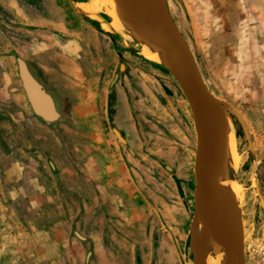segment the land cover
Here are the masks:
<instances>
[{
  "label": "rangeland",
  "instance_id": "1",
  "mask_svg": "<svg viewBox=\"0 0 264 264\" xmlns=\"http://www.w3.org/2000/svg\"><path fill=\"white\" fill-rule=\"evenodd\" d=\"M94 1L40 0L37 7L29 8L20 0L19 5L25 8V22L29 18L36 26L19 30V19L15 16L20 12L18 0H0V152L4 153L3 142H9L11 148L7 157H0V247L3 242L10 244L4 254L6 260L2 258L0 264H195L190 246L195 189L192 137L195 133L189 105L172 74L143 54L146 39L140 31L134 34L125 25L126 21L125 24L114 22L107 3L97 4L98 17L86 16L81 8L90 9ZM164 1L210 91L235 110L248 129L251 147L237 118L232 116L237 160L232 170L236 182L232 183L238 191L235 197L242 216L245 262L264 264V213L255 193L258 186L264 198V0ZM43 16L51 18L52 24L47 18L44 22ZM89 26L98 34L93 41L99 56L91 57L81 52L80 60L84 59L85 63H78L80 69L75 62L65 65V73L81 71L87 81L81 85V92L88 91L89 94L85 92L83 96L86 94L92 100L91 94L100 88L98 83L103 80L102 72L106 67L107 58L102 53L107 56L111 53L116 58L111 65L112 72L118 73L121 65L123 67V76L114 86H118L116 91L121 93V99L132 100L133 111L131 115L125 108L128 112L117 117L118 124L124 123L126 116L133 117L126 125L134 130L126 131L128 145H120L122 137L119 132L115 137L112 132L115 126L110 124L102 130L106 135L100 153L84 151L92 145L87 140V129L92 131L93 128L99 134L97 126L78 128L68 121H58L40 128L47 137L39 138L30 132L28 124L36 120L26 100L16 63L17 57H32L28 53L34 49L21 51L24 38L20 37L33 39L39 33L40 43L45 44L41 35H47L46 44L54 46L49 56L54 58L56 68L51 69L52 63L48 64L47 60L34 61L42 70L38 77L51 94L55 91L52 85L70 90L73 100L69 99L66 112L73 117L77 83L81 84L82 79L67 81L59 70L64 66L61 58L65 56L57 52L70 40L81 42L82 35L77 38L72 33H81L83 27L92 32ZM138 37L145 39H142L143 44ZM149 44L153 47L151 42ZM56 93L53 96H57L61 104V94ZM115 102L119 99L111 96L113 108ZM97 109L95 107L90 120L102 118ZM83 111L88 112L86 106L81 109ZM117 112L118 109H111L110 118L115 119ZM38 138L45 145L40 144ZM35 147L47 151L41 161L33 156L37 150H31ZM112 153L120 156L125 164V175L138 197L136 200L142 199L144 203L141 211L144 218H138L141 222L133 227L129 222L122 226L121 207L108 206L111 221L99 224L101 231H109L108 242L104 245L108 248L103 249L97 240L99 248L93 254V249L80 243L73 233H79L77 229L86 232L91 227L87 224L84 229L77 228L75 222L79 209L77 182L70 181L64 172L57 175L60 180L56 183L52 172L54 168L66 171V166L77 170L88 157L93 163V157L98 159L102 154ZM90 167L93 171L92 164ZM31 183L39 187L40 192L33 191ZM57 184L68 186L73 194L69 196L58 191ZM30 201L34 204L30 205ZM228 204L232 207L230 201ZM230 211L234 214L230 218L233 221L235 212L231 208Z\"/></svg>",
  "mask_w": 264,
  "mask_h": 264
},
{
  "label": "crops",
  "instance_id": "2",
  "mask_svg": "<svg viewBox=\"0 0 264 264\" xmlns=\"http://www.w3.org/2000/svg\"><path fill=\"white\" fill-rule=\"evenodd\" d=\"M20 0H18L17 4H18V8L20 9V12L17 14L15 13L16 19L18 21V23L20 24V29L19 30H25L26 28H31L32 26H36V24H34L29 18H28V22H25L24 19V9L22 8L23 6L19 5ZM21 2H24L23 4L27 5L29 8L32 6H36L40 3V0H21ZM18 17H17V15ZM28 14V13H27ZM97 14V12H96ZM88 16V15H86ZM44 17V16H43ZM89 17V16H88ZM33 18V17H32ZM44 17L42 18V20H44V22L46 21ZM93 18V17H90ZM88 19V18H87ZM41 20V21H42ZM50 21V25L52 24V20L51 18H47V22ZM34 22H36L34 20ZM65 22V20H64ZM17 23V22H16ZM40 26L42 25V23L39 24ZM89 29L92 30V27H88ZM28 30V29H27ZM29 32V31H28ZM37 32V31H35ZM91 31H88L87 29H85L83 27V31L80 33L79 31L72 33L75 34L76 37L78 38L80 35H82L83 39L81 40V42H79L78 40H70L68 43L64 44L63 47L58 48V54L65 56L62 59V61L64 62V66L59 69L61 71V73L64 75V77L67 79V81L69 82L70 80H76L78 81L79 79L81 81H79L81 84H78V94L76 96V105L74 106L73 109L76 108V114L74 115L73 113V117L71 115H68V104H69V99H71V101L73 100L72 97L70 96V90L69 89H58L56 86L52 85V88L55 90L53 93L55 94V92H58L61 94V99H63L61 101L58 100V98H56L57 96H53L54 94H51V92L46 88L47 86L40 80L41 78L38 77V75L41 73L40 72V67H38V65H36V62H40V61H48V64L52 65L50 66L51 69L56 68L55 62H54V58L50 57L49 54H51L54 51V46H52V43L46 44V40H47V35H41L43 38V41H45V44L40 43V41H42L41 38H39V33H36L37 36H35L36 38H31V37H20L21 35H18V37L20 38H24V42L22 43L21 46V51L26 49V48H33V52L28 53L29 55H31L32 57L29 58H20L17 57L19 59H22L30 73L34 76V78L41 84L43 85L47 91V92L51 98L53 99L54 105H55V109L59 114V118L55 121V122H46L44 120H42L41 118L37 117L31 107V111H32V116L34 118V120L36 121H32V123L30 122L28 124L29 130L33 135H37L39 138L41 136H44V133L41 132V127L43 126H48V124H54L58 121H68L70 122L69 124L77 126L78 128H80V126L85 127H89V126H97L99 127L98 129L100 130V133L97 134L95 132V130L92 128V131L88 130V134H87V140L90 141L92 143V145L89 146V148H87V150H84L85 152H88L90 150H93L94 152H103V141H104V136L106 135L105 133H102V130L107 129L109 127L110 124H113L115 127H113L112 132L114 133V135L116 134V132H120L121 133V137H122V141L120 144L121 146L123 145H128V139H127V134L126 131H131L133 132L134 130L131 128H128L126 125H129L131 123V121L133 120V117H128L126 116L124 119V123L118 124V118L120 115H125L128 111L131 112V115H133V111H132V100L130 99V101H128L127 98H122L121 99V93H118L116 90L118 88V86H114L118 80V78L120 79V76L122 72L120 73L119 70V76L116 79V81L113 83V80L115 79V76L117 74L116 71L112 72L111 70V65L116 61L115 56L110 55L111 53H108V56L105 53H102V56L107 58V62H106V67H104V71L103 73V80L100 81L98 83L99 85V89L97 92H93L91 94L92 100H90V98L86 97V94H89L88 91H83L81 92V85L84 83H86V78L85 75L81 73V71H79L77 69V71L79 72L71 74L72 72H70V74L66 71L65 73V65H72L74 62L76 64H78L79 62L82 61V59L80 60L81 57V52L87 53L89 56L94 57V55L99 56V53L97 52V50L95 49V43L93 41V38L95 37V34L98 36V34L94 31L92 33ZM30 36L31 34L33 35L34 33H28ZM69 34V33H68ZM28 35V36H29ZM80 43H83L82 47L80 48ZM108 45H110L107 42ZM40 47H42V49H40ZM67 48V49H66ZM14 49H16L14 47ZM67 52H66V51ZM69 51V52H68ZM77 51V53L75 54V52ZM109 51V50H108ZM46 54L48 55V57L46 56ZM101 54V53H100ZM91 59L89 58L88 62ZM36 61V62H34ZM84 63L85 60L83 59ZM82 61V62H83ZM34 63V64H32ZM97 66V65H95ZM78 68L80 69V66L78 64ZM82 69V68H81ZM42 71V70H41ZM19 74V73H18ZM42 78H45V74L42 73L41 74ZM113 78V79H112ZM112 79V81H110ZM97 86L96 84H93V87ZM43 87V88H44ZM23 88V87H22ZM124 89V88H123ZM45 90V89H44ZM24 91V90H23ZM46 91V90H45ZM86 92L85 96L84 93ZM56 93V94H58ZM124 94V90L122 92ZM25 94V92H24ZM72 95V94H71ZM111 96H115L116 99H119V102H115L114 105L115 107L113 108L111 106L110 103V97ZM26 97V95H25ZM27 100V98H26ZM123 101V102H122ZM28 102V101H27ZM98 106H96V104H98ZM29 104V103H28ZM30 106V105H29ZM86 106V109L88 110V112H84V114H82L83 112H81V109H84ZM95 107L98 108V112L101 113L102 118L101 119H92L90 120V116H94V110ZM124 108V109H123ZM128 110H126V109ZM112 109H118V116H116V118L112 119L110 118L111 114H110V110ZM61 110V111H60ZM126 111V112H125ZM65 112V113H64ZM64 113V114H63ZM116 113V112H115ZM67 116H64V115ZM69 117V119H68ZM115 117V114H114ZM61 118V119H60ZM33 120V119H32ZM37 121L40 122L37 124ZM118 124V126H117ZM61 125V123H60ZM126 126V127H125ZM121 127H125L124 133L122 132V128ZM138 126L136 125L135 128H137ZM53 128V127H52ZM97 129V128H96ZM126 129V130H125ZM62 131V129H61ZM122 133L124 134L122 136ZM47 137V136H44ZM62 137V134H61ZM115 137H117V135H115ZM38 138V142L40 144H44L43 142H40V139ZM193 138V149H192V156H193V163L194 164V152H195V147H196V138H195V134ZM138 139H140L141 142V137L139 136ZM15 140V139H14ZM111 141V140H110ZM108 141V142H110ZM2 143V141H1ZM9 142H3L2 146H3V151L4 153L0 152V157L3 158L4 156L7 157V153L8 150L11 148L8 146ZM14 146L16 144V142L12 143ZM7 145V146H6ZM21 145V142H20ZM142 146V143H141ZM13 148V147H12ZM37 150V151H35ZM46 150V149H44ZM32 152H34L33 156H36L37 158L40 159V161L42 160L43 155H47V151H43L38 148H34L33 150H31ZM77 151H79L77 149ZM191 151V149H190ZM120 156L115 157V153L113 154H107L104 155L102 154V156H100L98 159H96L95 157H93V163H90V160H92V158L88 157V161L86 160L85 162L83 161V166L80 169L75 170L73 166H66V171H61V170H57L54 168V172H52V175L54 174L55 179L57 180V182H59L60 179L57 178V175H63L62 173H64L66 175V177L70 180H76L77 184H76V192H77V203H78V217L76 218L75 222H77L78 227H82V229L86 228L87 224H91V227L86 231V232H80L79 229L78 232H73L76 235V239H78V241L82 244H88V246L90 248H92V252L94 254V252H96L98 250V244H97V240L100 241L101 247H103V249L107 246H104L107 242H108V233L109 231H104V229L101 231L99 228V224L103 223V222H109L111 220H109L108 218V213H109V209L107 208L108 206L111 205H119L121 207L120 209V213H119V218H120V222L122 224V226H125L124 224H127V222H129L132 227L134 226L133 224H138L141 221H139L140 219H143L144 217H142L141 215V211H142V207L144 205L143 201H141L142 199H140L137 201L136 199L138 198L135 195V191L134 189L131 187L132 184L129 185V183H131L127 178H126V167L125 164L122 162L121 159H119ZM69 159V157H68ZM70 162V161H69ZM72 164V162H70ZM92 164V168L93 171H90L89 168L90 165ZM100 168H99V167ZM115 167V168H114ZM52 168V169H53ZM64 169V168H63ZM99 169V170H97ZM117 170V171H114ZM74 174H76L77 176L75 177ZM62 183V182H61ZM33 184L32 190L35 192H40L39 187H36L34 183ZM57 190L61 191L63 193H65L67 195V193L69 194H73V192H71L68 186L60 184H57ZM113 194L115 195V197H113ZM29 200H31V197L29 198ZM137 202V203H136ZM29 204H34L31 201L29 202ZM140 218V219H138ZM73 229V228H72ZM138 233V232H137ZM136 234V233H135ZM134 234V235H135ZM70 235L71 232H70ZM13 238V237H12ZM96 242V243H95ZM10 248V244L9 242H6L2 244V246L0 247V260L5 259L4 254H6L8 252Z\"/></svg>",
  "mask_w": 264,
  "mask_h": 264
},
{
  "label": "water",
  "instance_id": "3",
  "mask_svg": "<svg viewBox=\"0 0 264 264\" xmlns=\"http://www.w3.org/2000/svg\"><path fill=\"white\" fill-rule=\"evenodd\" d=\"M116 7H126L128 26L132 32L140 31L153 44L154 51L161 53L165 60L157 62L176 79L191 111L196 138L193 173V222L190 246L195 264H205V253L210 237L227 250V264H246L244 253V230L240 208L236 197L227 196L235 212L232 222L218 212L214 190L222 180L235 181L232 171L229 176H220L219 146L217 132L211 119L216 112L222 120L232 116L241 125L244 138L251 147L248 129L241 116L230 106L220 101L210 91L198 68L192 51L174 21L164 0H110ZM18 75L27 101L33 113L46 122H55L59 114L51 96L30 73L26 63L17 59ZM122 65L120 73L122 72ZM119 76L116 74L113 83ZM236 182V181H235ZM259 206L264 213V198L258 186L255 187ZM202 226L197 235L196 228Z\"/></svg>",
  "mask_w": 264,
  "mask_h": 264
},
{
  "label": "bare ground",
  "instance_id": "4",
  "mask_svg": "<svg viewBox=\"0 0 264 264\" xmlns=\"http://www.w3.org/2000/svg\"><path fill=\"white\" fill-rule=\"evenodd\" d=\"M99 3H103V4L107 3L109 5L110 7L109 14L113 18L114 22H120V23L122 22V24L123 23L125 24L126 22H128L127 13H129V11L126 9V7L124 8L116 7L114 3L110 0H95L93 4L89 7L90 9L84 8V7H82L81 9L89 17L95 18L97 16L96 15L97 4ZM114 28H116V25ZM121 31L123 32V30ZM133 33L137 34V32L136 33L133 32ZM140 39L142 41V39L144 38H140ZM145 39L144 40L146 43H144L143 54H145V56L151 61L162 62L163 60H165V57L161 53L154 51V48L149 44L151 40L148 37H145ZM138 41L141 42L140 40ZM141 44H143V41L141 42ZM211 119L213 121L215 130L217 132V140H218V146L220 150L219 151V162L221 165L220 176L223 177L222 179H224L225 177L229 176L230 171L234 169L237 163L236 138L234 135L232 122L229 118L226 117L225 120H222L216 112H212ZM237 194H238V191H236V186L233 185L232 180L220 181L214 190V196L216 198V205H217L218 212L223 218L227 219L229 222H232L230 218H232L234 214L230 211V208L232 209V207L230 204H228L229 201L226 200V196L235 197V195L237 196ZM226 201L228 203H226ZM201 229H202V226L199 224L198 229L196 231L199 232ZM226 255H227V250L222 246L221 241L216 242L213 239V237H210V241L208 243L206 253H205V258H204L205 264H227Z\"/></svg>",
  "mask_w": 264,
  "mask_h": 264
},
{
  "label": "flooded vegetation",
  "instance_id": "5",
  "mask_svg": "<svg viewBox=\"0 0 264 264\" xmlns=\"http://www.w3.org/2000/svg\"><path fill=\"white\" fill-rule=\"evenodd\" d=\"M17 59H18V58H16V63H17ZM17 67H18V65H17ZM121 75H122V74H121ZM120 77H121V76H120ZM118 79H119V78H118ZM38 81H39V80H38ZM117 81H118V80H117ZM117 81H116V82H117ZM39 82H40V81H39ZM42 86H43V85H42ZM43 87H44V86H43ZM44 89L46 90V92H48L47 89H46L45 87H44ZM48 93H49V92H48ZM60 119H61V118H60ZM118 132H119V131H118ZM119 134H120V137H121V133H120V132H119ZM123 135H124V134L122 133V136H123Z\"/></svg>",
  "mask_w": 264,
  "mask_h": 264
}]
</instances>
